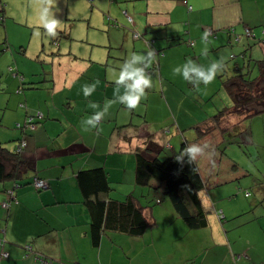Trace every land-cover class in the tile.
Listing matches in <instances>:
<instances>
[{
	"label": "crops",
	"instance_id": "0c3cea01",
	"mask_svg": "<svg viewBox=\"0 0 264 264\" xmlns=\"http://www.w3.org/2000/svg\"><path fill=\"white\" fill-rule=\"evenodd\" d=\"M114 2L116 4L110 3L109 0H95L98 5L97 10L93 9L94 1L93 6L87 4V8H91L90 15L97 24H106L105 15L107 14L114 19L117 28L123 29V31L108 33L109 46H120L123 49V55L114 58L116 61L114 66L110 65L108 58L103 57L100 61L94 58L91 64L98 66L90 73L87 81L82 78L66 81L63 87H69L72 90L76 88L79 98L64 94L63 99L59 101L52 95L49 96L50 84L42 83L46 81H43L41 71L32 69L28 64L26 67L29 69L26 67L23 69L26 81L39 83V87L33 90L26 89L17 96L11 94L16 124L23 123L27 115L35 114L37 110L43 112L45 119L42 125L26 138L27 145L22 155L32 169L23 180L25 185L15 190L17 203L12 202L9 208H4L2 204L11 200L8 191L13 188L14 181L0 182V240L2 242L0 264H195V260L201 255L203 258L197 259L200 264H217L216 258H210L211 251H207L217 245L223 246V250L226 249L231 253L234 259L236 257V264H264L263 212L250 220L255 223L245 228H249L248 236L238 238L234 236V232L228 230L226 233L221 232L223 235L221 242L205 240L179 242L182 239L173 240V224L183 220L176 213L171 202L162 204L163 201H157L154 202L156 206L147 204L149 199L146 197L151 194V191L147 187L136 186L135 152L144 151L148 146L151 149L150 143L159 146L160 126L163 123L147 120L134 127L136 124L133 123L134 112L129 116H123L124 106L118 102L111 105L102 118V122L95 128L85 129L81 123L86 116L102 110L105 101L113 100L118 94L114 77L118 75L120 64L133 52L146 53L155 47L162 52L159 56L158 70L148 73L152 79L151 87H153L152 90L150 88L146 90L149 97L151 94H161L168 100L169 97L178 93L177 85L184 79L173 69L182 66L189 56L205 67L214 60H223V65H229V74L233 75V69L237 64L242 67L247 62L245 63L239 56L235 59L231 56L242 55L247 49H251V45L250 48L246 49V47L254 41L247 39L245 30L251 29L258 38L261 37V29L264 27V0H187L188 5L184 3V0H114ZM113 7H116V13ZM95 11H98L100 15ZM14 15L16 14L11 9L10 0H0V25L3 26L0 34L4 30L11 29L16 32L21 28L16 23L20 22V19H15L16 22L12 20ZM127 16H130L132 21L129 22ZM232 28L234 33L230 31ZM209 30L214 31L215 34L210 35L207 41L204 33ZM57 31L61 30L57 29ZM135 33L142 34V38L135 39ZM115 34L120 40L111 43V40L113 42L115 40ZM236 36H239L241 40L236 41ZM187 41L192 46H188ZM3 43L6 50L0 52V57L11 46L6 41ZM261 44V52L256 53L264 58V42ZM180 50L182 59L178 53ZM19 66L23 68L24 64ZM80 74L81 72H78L77 76ZM219 74L215 81L219 80ZM93 83L96 85L95 90L90 96L85 97L83 86ZM54 85L53 92H56L59 84L55 82ZM119 91L122 93L123 88L120 87ZM197 92L198 89L194 93L196 96ZM66 101L68 102L63 105L62 102ZM21 103L27 104L28 109L23 111L20 107ZM92 103L98 107L93 109ZM9 117L10 115L5 119L4 115L1 124H13L8 120ZM191 117H195V114H191ZM255 119L258 118L252 117V123ZM241 120L245 119L240 118L238 122ZM206 123H212V119L207 120ZM218 130L212 131L201 139L195 136V143L201 145L200 142L213 139V136L218 135ZM252 136L255 140L254 130ZM23 138L21 132L12 131L7 140H15L14 146H11L14 148ZM147 139L149 142L146 146ZM2 141L0 139V143ZM257 141L260 142V140ZM208 143L204 145L207 146ZM168 145L171 144L168 143L167 148ZM168 150L176 152L172 145ZM199 156L200 159H196L199 169H208L209 163L212 162L208 149L204 148ZM233 167L240 169L235 165L230 166L232 169ZM96 168H103L107 172L113 188L111 198L122 201L132 193L147 206L146 215L153 227L145 235L132 237L127 234L107 232L103 235L98 247L92 245L89 237L91 216L83 203L77 175L83 170ZM246 175L250 174H243V176ZM36 176L46 180L50 185L49 189L37 191L29 185ZM256 187L258 198L251 202V208H255L254 213L261 205L264 209V185L257 183ZM210 196L214 195L209 189ZM201 198L203 201L202 195ZM215 198L214 196L212 199L213 206L216 210H220V204L214 201ZM230 206L226 209L229 210ZM164 213L172 219L162 220ZM223 214L228 220L227 224L240 216V213L236 216V213H230L233 215L228 217L226 211H223ZM182 227L184 228L183 224ZM184 229L183 240L190 235L196 236L191 232L192 230ZM233 229L234 227L231 231ZM163 234H166V238L160 237ZM27 245L32 246L30 252L26 250ZM196 252L197 255L194 257ZM4 253L8 256L3 257ZM36 254L43 256L48 263L36 260ZM243 254H246L248 258H244ZM180 259L183 260L179 263Z\"/></svg>",
	"mask_w": 264,
	"mask_h": 264
},
{
	"label": "rangeland",
	"instance_id": "374dc122",
	"mask_svg": "<svg viewBox=\"0 0 264 264\" xmlns=\"http://www.w3.org/2000/svg\"><path fill=\"white\" fill-rule=\"evenodd\" d=\"M83 1L47 0V3L53 8L55 17L59 20L57 29L63 30L64 33L70 36V39L60 38L57 43L55 41L57 40V35L55 39L53 36L47 35L37 21L36 12L44 0H10L11 9L16 14L12 20L16 22L17 20L15 19H20V22L16 23L21 28L16 32L11 29L8 31L4 30L0 34V52L6 50L4 41L11 45L10 49L0 57V139L3 140L2 143L5 146L11 147L15 144V140H7L11 136L12 131L20 132V130L16 129L15 111L12 110L13 102L11 97L12 93L17 96L16 90L20 82L18 78L13 76L12 72L19 71L24 76L25 72L23 69H25L24 67L27 64L32 69L42 73L52 70L54 83H58L59 87L56 92L51 91L48 95H54L56 99L62 100L65 90L71 89L63 87L66 81L79 80L81 78L87 81L89 79L90 73L98 66L97 64H91L94 58L99 59V61L103 60V57L105 59L108 58L110 65L114 66L116 63L114 58H119L123 55V49L120 46L110 47L108 44L110 43L108 33L123 31V29L121 27L117 28L114 19L107 14L105 15L106 24H97L90 15L91 8H87V4L93 6L94 1L93 9L97 10L98 5L95 0ZM109 1L110 3H115L114 0ZM113 10L115 13L117 12L116 7H113ZM95 13L100 15L98 11H95ZM128 17L130 16L126 17L130 22ZM1 28H3L2 25H0ZM263 29L264 27L261 29V37L258 38L255 34V38L252 39L254 41L250 42L246 47L247 49L251 45V49L246 51V62H250V74L252 77L258 75L256 62L263 59L261 55L256 53L257 51L261 52L262 44L259 41L264 38ZM230 31L234 33V28ZM114 39V42L111 40V43L119 42L120 40L116 34ZM186 44L192 46L189 41ZM252 50L254 51L253 54ZM178 53L182 59L181 50ZM20 64H24L23 68L19 66ZM26 69L29 68L26 67ZM228 71L227 69L226 73ZM78 72H81L79 76H77ZM186 82L185 80L179 82V85H177L178 93L173 97H169L168 100L164 99L161 94H151L149 97L146 93V99H143L135 109H127L124 106L122 109L123 116H129V114L134 112L133 123H136L134 127L144 121L147 122V120L163 123L160 126L159 140L161 142L159 146L162 148H165L170 143L178 153L183 143L188 145L198 144L195 143L196 125L206 126L207 120L212 119L214 121L213 117L215 115L232 104L220 79H217V81L214 79L210 84L206 86L201 84L198 87ZM150 89L152 90L153 87H150ZM197 89L196 96L194 93ZM71 95L79 96L76 93V88ZM22 110L25 111V109ZM191 114H195V117H191ZM4 115L5 119L6 116L10 115L8 120L12 121L13 124H1ZM258 116L260 117L256 116L258 119H255L253 123L252 118L238 123L240 118L236 117V115H231L223 121V125H232V129L228 133L223 135L220 131H223L224 128L221 127L218 130V135L213 136V139L200 142L203 148L208 149L209 157L211 156L212 159V162L209 163L210 167L206 170H201L205 186L200 194L207 209L209 225L201 230H192L191 232L196 234V236L190 235L186 240H183L184 228L191 229L183 221L174 222V229L172 230L173 240L182 239L179 242H198L200 240L221 242V236H223L221 232L226 233L228 230L234 232V236L238 238L248 236L247 231L249 228H245L255 223L254 221L250 222V220L261 215L262 212L264 213L262 205L257 209L256 213H254L255 208H251V202L258 198L256 184L264 185V115ZM253 130L255 131L256 141L252 136ZM257 140H260V142ZM206 143H208L207 146L204 145ZM171 145H168V149L171 148ZM168 149H165V154H168ZM164 152L160 155L161 159H165ZM231 165H235L240 169H235L234 167L232 169L230 168ZM246 173L250 175L243 176ZM255 181H257L256 184ZM152 184L160 186L157 190L147 188L151 191L152 198L154 196L159 197L163 201L162 204L170 202L169 199L163 196L164 188L162 184L156 180H153ZM209 189L216 197L214 201L220 204V210L226 211V216L233 215L230 213H236L235 216L240 213V216L232 221L230 220L228 224L226 217L219 220L217 212L220 210H216L213 206L212 199L214 196L209 197ZM247 192L250 193L249 197L244 195ZM147 204L156 206L154 201L150 202L148 200ZM227 206H230L229 210L226 209ZM164 214L165 216H163L162 220L169 221V219H172L167 213ZM226 224L227 228H225ZM232 227H234L233 231H231ZM160 237L166 238V234ZM207 251H211L209 253L210 258H216L217 264H236V257L234 259L232 254L227 252L226 249L224 251L223 246L217 245ZM195 255H197V252L194 257ZM243 257L248 258L246 254H243ZM202 258L203 255L197 259L200 260ZM197 259L195 264H200ZM182 260L180 259L179 263Z\"/></svg>",
	"mask_w": 264,
	"mask_h": 264
},
{
	"label": "trees",
	"instance_id": "16d2710c",
	"mask_svg": "<svg viewBox=\"0 0 264 264\" xmlns=\"http://www.w3.org/2000/svg\"><path fill=\"white\" fill-rule=\"evenodd\" d=\"M56 35L57 40L55 41L57 43L60 38H69V35L63 31L56 30ZM56 35L53 36L54 39ZM140 36L142 38V34ZM209 38L210 36L205 39L208 41ZM146 42L150 43L149 40H146ZM152 47L154 48V46ZM151 51L153 52V62L146 69L148 73L158 70L160 64L159 56L162 55V52L156 47ZM246 51L242 58L245 63L247 59ZM228 66L227 64L223 65L224 72H220L219 79L222 86L226 89L232 105L225 107L223 111L215 115L212 123L207 124L205 127H201L200 125L195 127L197 139H201L221 127L224 128L221 131L223 135L228 133L232 129V126L230 124L228 126L223 125V121L231 115L249 120L254 116L264 114V58L256 62L258 68V75L256 77H252L250 74V62L244 64L242 67L239 66L237 69L234 67L233 75L229 74L230 67L228 68ZM227 69L229 71L226 73ZM246 70L247 72H245ZM236 72L239 73L236 74ZM12 73L20 82L19 88L16 90L18 95L22 94L26 89H37L40 85L39 83L27 82L25 76L18 71ZM52 73V70H50L46 73L41 72L40 75L43 77V81H46L42 83L50 84L49 89L53 92L54 79ZM51 90L48 91L51 92ZM67 92L74 93V90H65V96H72ZM74 96L79 98V96ZM52 97L55 98L54 95ZM67 102H62V104L64 105ZM20 107L25 110L28 109L25 103H21ZM44 119L43 112L39 110L33 115H27L23 123L16 124V128L20 130L24 138L14 148L0 143V182L8 180L14 181V184L20 187L25 185L23 180L26 179L27 174L32 169L22 155L27 145L26 138L42 125ZM101 120L98 123H101ZM23 141L26 143L24 147L21 145ZM148 142L149 139L145 142L146 146ZM149 145H151V149L148 146L144 151L135 152L136 186L138 188L147 187L157 190L160 186H154L152 181H159L164 188L163 196L169 199L176 213L188 228L200 230L208 227V214L200 194L205 186V182L197 160L190 163L186 157L182 161L176 158L188 144L183 143L178 153L169 150L168 154L164 152L166 148H162L157 144L154 145L153 143ZM163 152L165 159L160 158ZM77 182L83 196V203L91 216L89 237L94 247L100 245L103 235L107 232L141 237L153 227V224L148 220L146 215L147 206L141 202L139 197L131 193L122 201L111 198L110 194L113 188L110 185L105 169L83 170L78 173ZM29 185L32 186V181ZM146 199H149L150 202L162 201L157 196L152 198V193L147 195Z\"/></svg>",
	"mask_w": 264,
	"mask_h": 264
},
{
	"label": "clouds",
	"instance_id": "9594fccd",
	"mask_svg": "<svg viewBox=\"0 0 264 264\" xmlns=\"http://www.w3.org/2000/svg\"><path fill=\"white\" fill-rule=\"evenodd\" d=\"M36 17L38 23L42 26L47 35H56L59 20L55 17L53 8L50 7L47 0H44V2H42L38 7ZM207 36L208 33L205 32L204 38ZM254 38L247 37L248 40H252ZM259 42H264V38ZM238 56L242 59L244 53L242 55H235L234 58H237ZM152 59V51L141 54L133 52L122 62V64H120L118 75L114 77V83L117 86L118 94L113 100H106L102 110L95 111L91 115L82 119L81 123L85 129L88 127L95 128L114 102L122 104L127 109H135L143 99H146V90L152 86L151 76L148 74L146 69L152 63ZM238 67L239 65L237 64L235 68L237 69ZM173 71L194 86L198 87L201 84L206 86L216 78L218 73L223 71V60H214L207 67H205L204 65L189 58L182 66L174 68ZM95 87V83L90 85L85 84L83 86L84 96H90L95 90ZM120 87L123 88L122 93L119 91ZM91 107L96 109L98 106L95 103H92ZM203 150V146L199 144H189L181 150L176 158L177 160L182 161L186 157L191 163L197 159ZM244 195L247 196L248 193H244Z\"/></svg>",
	"mask_w": 264,
	"mask_h": 264
},
{
	"label": "built area",
	"instance_id": "2783aa9c",
	"mask_svg": "<svg viewBox=\"0 0 264 264\" xmlns=\"http://www.w3.org/2000/svg\"><path fill=\"white\" fill-rule=\"evenodd\" d=\"M184 3H185L186 5H188L186 0L184 1ZM189 9H191V6H189ZM128 18L130 19V21L132 20L131 17H128ZM115 26H116V24H115ZM207 33H208V36L215 34L214 31H212V30H209ZM245 35H246V37H248V38H254V37H255V34L253 33V31H252L251 29H246V30H245ZM208 36H207V37H208ZM263 36H264V29H263ZM134 37L137 39V38H140L141 36H140L139 34L135 33V34H134ZM213 37H215V35H214ZM235 39H236V41H240V40H241V38H240L239 36H236ZM234 57H235V55H232V58H234ZM25 144H26L25 141H23L21 145L24 147ZM263 177H264V176H263ZM32 187H33L35 190H37V191H43V190H47V189H49L50 185H49V183H48L46 180H44V179L39 178L38 176H36V177H34L33 180H32ZM18 188H20V186L14 184V185H13V188L10 189V190L8 191V193L10 194L11 200L9 199L8 201H5V202L2 204V206H3L4 208H8V207H10L11 204H12V202H16V203H17V200H16V198H15L14 193H15V190L18 189ZM247 193H248L247 196H249L250 193H249V192H247ZM217 215H218V218H219V219L224 218V214H223L222 211L217 212ZM1 243H2V242H1V240H0V244H1ZM26 250H27L28 252H30V251L32 250V246L27 245V246H26ZM7 256H8L7 253H4V254H3V257H7ZM35 259H36V260H39V261H41V262L48 263V261H47L43 256H40V255H38V254L35 255Z\"/></svg>",
	"mask_w": 264,
	"mask_h": 264
},
{
	"label": "flooded vegetation",
	"instance_id": "af4514ba",
	"mask_svg": "<svg viewBox=\"0 0 264 264\" xmlns=\"http://www.w3.org/2000/svg\"><path fill=\"white\" fill-rule=\"evenodd\" d=\"M136 39V38H135ZM137 39H139V38H137Z\"/></svg>",
	"mask_w": 264,
	"mask_h": 264
}]
</instances>
